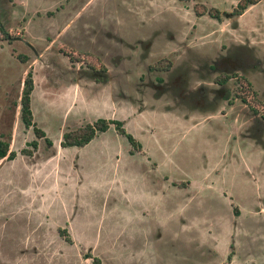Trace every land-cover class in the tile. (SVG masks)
Wrapping results in <instances>:
<instances>
[{
    "label": "rangeland",
    "instance_id": "1",
    "mask_svg": "<svg viewBox=\"0 0 264 264\" xmlns=\"http://www.w3.org/2000/svg\"><path fill=\"white\" fill-rule=\"evenodd\" d=\"M237 3L0 0V264H264V0ZM98 119L140 147L114 125L61 146Z\"/></svg>",
    "mask_w": 264,
    "mask_h": 264
},
{
    "label": "trees",
    "instance_id": "2",
    "mask_svg": "<svg viewBox=\"0 0 264 264\" xmlns=\"http://www.w3.org/2000/svg\"><path fill=\"white\" fill-rule=\"evenodd\" d=\"M256 2L257 0H240L237 8L231 14L240 15L246 9L247 6L254 4ZM209 14L211 17L217 20L221 19L219 11L217 10H214L213 13H209ZM231 14L223 13L224 17H229ZM0 32L4 40H6L7 42L13 41V38L1 25H0ZM226 81H228V76L219 79V82L221 83H225ZM32 90H33L32 74L31 72H28L23 82V91L20 100V113H21L22 123L26 128H32L37 139L45 138L46 143L48 145H51V142L46 138L44 131L38 128L33 122V115L30 104V94ZM111 125H114L117 132L120 135L124 136L133 148L138 149L140 147V145L137 143L134 137L126 132L122 122L117 120H105V119H98L95 122L87 123L75 130L65 132L62 135L61 146L65 148H69V147L82 148L88 145L98 134L106 132ZM37 145H38L37 140H33L32 142L29 143V146H32L34 149L37 148ZM23 153L30 155L29 151H23ZM15 155L16 154L14 152L10 151L9 143L0 140V159L7 158L11 160L15 157ZM234 214L237 216L238 211L234 210ZM60 234L62 236H66L67 231L62 229L60 230ZM94 262L96 264H100L99 259H94Z\"/></svg>",
    "mask_w": 264,
    "mask_h": 264
},
{
    "label": "flooded vegetation",
    "instance_id": "3",
    "mask_svg": "<svg viewBox=\"0 0 264 264\" xmlns=\"http://www.w3.org/2000/svg\"><path fill=\"white\" fill-rule=\"evenodd\" d=\"M239 2H240V0H238V3L235 6V9L237 8ZM231 13H229V14H231ZM234 16H238V15H232V14L230 15V17H234ZM222 56H224V57L218 63H214L217 69L213 70V71L210 69V71L215 75V79L213 81L214 87H209V95H212L213 93H215L216 95H218L217 98L220 99L221 102H225L227 106H232L234 103L232 104L231 98L228 100L225 99V95L229 93V89H227V87H226L227 81L225 83H221V82H219V79L222 77L228 76V80H230V77H232L235 73H240V70H241L240 66H239L240 61L238 59L239 58L238 54L230 55L231 57L229 55H228L229 56L228 57L226 54L222 55ZM258 96L260 97L261 94L258 93ZM207 98H208V96H207ZM240 103H241V105H244V103L242 101ZM244 106H246V105H244Z\"/></svg>",
    "mask_w": 264,
    "mask_h": 264
},
{
    "label": "crops",
    "instance_id": "4",
    "mask_svg": "<svg viewBox=\"0 0 264 264\" xmlns=\"http://www.w3.org/2000/svg\"><path fill=\"white\" fill-rule=\"evenodd\" d=\"M253 5H254V4L249 5V6H248V7L242 12V14H240V15H238V16H235V17L241 18L242 16H244L245 14H247V13L249 12V10L251 9V7H253ZM227 13H229V12H227ZM227 18H231V17L229 16V17H227ZM232 106H235V103H234ZM232 106H230V107H232Z\"/></svg>",
    "mask_w": 264,
    "mask_h": 264
}]
</instances>
